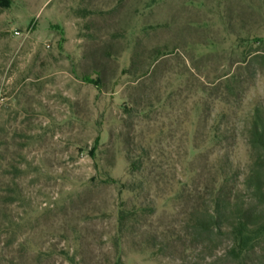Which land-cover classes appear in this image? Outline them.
Listing matches in <instances>:
<instances>
[{"label":"rangeland","instance_id":"1","mask_svg":"<svg viewBox=\"0 0 264 264\" xmlns=\"http://www.w3.org/2000/svg\"><path fill=\"white\" fill-rule=\"evenodd\" d=\"M263 37L264 0H0V264H215L185 214L242 190Z\"/></svg>","mask_w":264,"mask_h":264},{"label":"trees","instance_id":"2","mask_svg":"<svg viewBox=\"0 0 264 264\" xmlns=\"http://www.w3.org/2000/svg\"><path fill=\"white\" fill-rule=\"evenodd\" d=\"M258 41L264 45V37ZM136 57L139 58L138 55ZM136 63L137 61L133 60V66ZM83 79L85 83L99 87L98 83L89 77ZM99 140V138L96 139V148ZM247 146L249 163L246 173L243 174V181L240 183L242 190L238 196H235L236 199H232L231 194H224L223 187L216 186L210 194L209 206L199 204L198 202L204 201V198L200 197L196 199L197 202L191 207L190 213L185 214V230L190 233L193 244L202 243L210 246L214 238L219 237L229 243L222 256L214 262L215 264L218 261L224 264H249V261L255 259L260 264H264V114L259 109L249 121ZM94 154L92 153V156H95ZM226 159L225 166L229 168V152ZM143 164V160L131 161L132 173L141 172ZM230 172L231 170L226 169L222 174L226 183L229 180L238 179V177H232ZM104 183L116 184V181L105 180ZM184 189L179 190L178 199L185 197ZM118 214L119 240L117 242L124 237L129 225L136 222L138 217L137 212L123 208Z\"/></svg>","mask_w":264,"mask_h":264}]
</instances>
